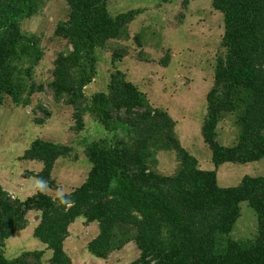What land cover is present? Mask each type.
Returning a JSON list of instances; mask_svg holds the SVG:
<instances>
[{
    "label": "trees",
    "instance_id": "1",
    "mask_svg": "<svg viewBox=\"0 0 264 264\" xmlns=\"http://www.w3.org/2000/svg\"><path fill=\"white\" fill-rule=\"evenodd\" d=\"M47 1L0 0V106L6 98L14 106H29L44 90L34 79L43 57L41 38L23 32L20 21L39 13ZM64 1L68 16L56 24L54 35L66 49L52 61L46 86L55 102L72 108V129L84 130L87 115L103 131L85 143L91 167L79 186L63 194L67 203L38 189L40 181L48 188L56 185L54 163L72 157L73 148L35 139L24 150L19 159L42 166L29 172L36 192L24 199L0 183V264H43L41 249L12 258L4 252L6 241L29 224L31 211L37 213L32 235L50 250V264H72L64 243L78 217L85 225L97 223L85 249L99 259L132 242L138 256L128 264H264V175H245L236 186L220 187L216 170L200 169L180 145L167 111L151 105L120 70L110 72L104 91L86 96L84 89L97 74V51L110 40L129 38L126 26L135 11L111 16L108 0ZM211 6L223 14L224 25L201 135L215 167L256 161L264 157V0H211ZM118 52L113 61L126 54ZM227 114H234L239 129L231 146L216 141L217 125ZM160 150L175 152L174 173L156 169ZM243 201L255 211L257 235L224 239Z\"/></svg>",
    "mask_w": 264,
    "mask_h": 264
},
{
    "label": "rangeland",
    "instance_id": "2",
    "mask_svg": "<svg viewBox=\"0 0 264 264\" xmlns=\"http://www.w3.org/2000/svg\"><path fill=\"white\" fill-rule=\"evenodd\" d=\"M106 8L111 16L128 11H135V15L126 26L129 38L110 40L104 49L97 51V74L84 89L86 96L104 91L110 72L120 70L145 94L151 105L167 111L175 121L174 131L180 145L198 161L200 169L216 170L220 187L236 186L245 175L263 176L264 157L247 163L225 162L215 167L211 150L201 135L205 96L212 85L224 25L223 14L212 8L211 0H187L185 4L183 0H108ZM67 16L64 0H48L39 13L20 21L23 32L41 38L43 57L34 68V79L45 85L42 92L33 95L29 106H14L9 98L0 106V182L20 199L36 192V180L29 172H38L42 166L37 161L19 159L33 140L73 148L72 157L59 158L54 163L52 177L56 185L44 188L45 193L57 197L85 180L91 167L84 154L85 143L103 131L101 125L87 115L84 130L72 129V108L62 101L55 102L46 86L52 61L66 49L64 40L54 35V29ZM120 49L126 54L113 61V52ZM238 133L234 114H227L217 125L216 141L231 146ZM156 159V169L163 174H172L177 169L173 150L158 151ZM239 208L240 215L224 239L242 241L257 235L255 211L245 201ZM27 218L29 224L6 241L5 255L12 258L23 250L41 249L45 251L43 264H50V250L32 235L37 213L31 211ZM97 231L96 222L85 225L82 217L70 225L64 248L72 264H128L138 256L132 242L105 260L92 256L85 245Z\"/></svg>",
    "mask_w": 264,
    "mask_h": 264
},
{
    "label": "clouds",
    "instance_id": "3",
    "mask_svg": "<svg viewBox=\"0 0 264 264\" xmlns=\"http://www.w3.org/2000/svg\"><path fill=\"white\" fill-rule=\"evenodd\" d=\"M44 187H45L44 182L43 181H40L39 182V189L38 190L41 191V192H43ZM61 200H62L63 203H67V201L63 199V194H61Z\"/></svg>",
    "mask_w": 264,
    "mask_h": 264
},
{
    "label": "crops",
    "instance_id": "4",
    "mask_svg": "<svg viewBox=\"0 0 264 264\" xmlns=\"http://www.w3.org/2000/svg\"><path fill=\"white\" fill-rule=\"evenodd\" d=\"M1 183V182H0ZM2 185V184H1ZM3 186V185H2ZM4 187V186H3ZM4 189H6V188H4ZM8 192H10L8 189H6Z\"/></svg>",
    "mask_w": 264,
    "mask_h": 264
}]
</instances>
